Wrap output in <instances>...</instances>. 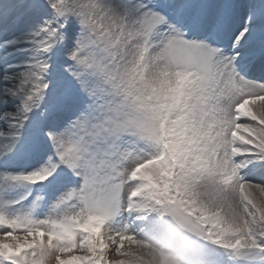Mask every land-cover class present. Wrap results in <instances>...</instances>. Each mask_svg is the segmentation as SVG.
I'll list each match as a JSON object with an SVG mask.
<instances>
[{
  "label": "snow or ice",
  "instance_id": "obj_1",
  "mask_svg": "<svg viewBox=\"0 0 264 264\" xmlns=\"http://www.w3.org/2000/svg\"><path fill=\"white\" fill-rule=\"evenodd\" d=\"M0 264H264V0H0Z\"/></svg>",
  "mask_w": 264,
  "mask_h": 264
}]
</instances>
